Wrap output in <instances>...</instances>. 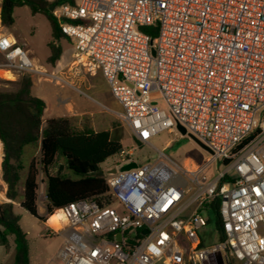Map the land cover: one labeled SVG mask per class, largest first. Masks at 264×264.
<instances>
[{"label":"built area","instance_id":"1","mask_svg":"<svg viewBox=\"0 0 264 264\" xmlns=\"http://www.w3.org/2000/svg\"><path fill=\"white\" fill-rule=\"evenodd\" d=\"M53 5L73 46L66 71L48 72L1 24L0 69L86 97L72 78L100 72L121 108L116 118L137 142L162 130L180 135V125L210 150L203 163L179 165L159 151L157 160L138 165L133 149L121 148L119 166L102 172L110 204L70 202L53 211L57 227L46 218L43 236L62 238L54 264H202L214 254L222 264H264V0ZM129 162L136 167L119 169ZM216 199L221 241L205 215Z\"/></svg>","mask_w":264,"mask_h":264},{"label":"trees","instance_id":"2","mask_svg":"<svg viewBox=\"0 0 264 264\" xmlns=\"http://www.w3.org/2000/svg\"><path fill=\"white\" fill-rule=\"evenodd\" d=\"M74 1L0 0V24L10 27L14 9L21 6H27L32 14H42L49 22L52 38L47 44L46 62L54 65L61 54L57 42L67 38L48 7ZM145 30L154 37L155 27ZM16 84L14 90H0V168L8 200L0 203V247L13 246L10 264H29L28 240L13 211L15 203L40 222L70 202L93 199L99 206L110 204L112 199L102 177L101 165L122 146L113 136V129L94 131L88 119L78 125L72 124L67 116L44 119L45 102L32 94L31 75L22 74ZM23 170L25 174L21 179ZM39 175L45 183V217L38 214ZM218 204V199L210 203L205 215L207 224L213 227L217 240L221 241L225 236Z\"/></svg>","mask_w":264,"mask_h":264},{"label":"rangeland","instance_id":"3","mask_svg":"<svg viewBox=\"0 0 264 264\" xmlns=\"http://www.w3.org/2000/svg\"><path fill=\"white\" fill-rule=\"evenodd\" d=\"M13 18V24L8 28L4 27L3 31L9 32L13 36L17 46L26 50L48 72L58 73L60 71H66L73 51L71 42L64 38L57 42L61 48V54L54 65H50L46 62V58L49 55L47 44L52 39L48 20L40 13L32 14L27 6L15 8ZM3 60V56L0 54V62H3ZM31 79L34 82L31 90L37 96L42 97L45 102L44 119L60 115L64 111L62 103L60 102L61 100L53 97L54 92L61 93L65 97L70 98L71 101H76L77 99L85 100L89 113L88 116L93 122L101 118L103 125H107L111 116L116 117V113L111 110V107L120 109V106L110 93L106 80L100 72L93 74L83 73L72 78V85L82 90L92 99L80 94L76 89L66 84L55 85L44 79L39 80L37 75H33ZM16 87L17 84L15 82L8 83L2 80L0 81V90H14ZM151 97L158 98L159 95L158 93H152ZM69 118L72 124L78 125V120L75 117L69 116ZM113 136L119 139L122 148L133 149L132 158L138 165L157 160L159 151H162L168 158L179 165H182L186 160L194 163H203L208 157V152L201 149L190 138L180 136L176 131L162 130L150 137L146 142H137L131 135L130 130L117 119L113 126ZM117 158V154L109 157L101 165L102 171L106 167L114 164ZM114 166L119 165L115 163ZM210 169L214 176L217 172V164L214 163ZM24 174L25 170L21 172V179H23ZM38 180L43 182L42 175H39ZM45 206V194L39 186L37 207L43 217L46 216ZM13 211L19 218L18 223L20 228L26 233L29 247V264H54L52 259L62 243L61 236L56 234L43 236L46 232L45 221L40 222L24 209L20 208L17 203H15ZM207 230H213V227L209 225ZM214 239L215 233H213L212 238H206V243L210 244ZM9 248L4 249L5 252L0 258V264H10L12 262L13 248L11 253L9 252ZM231 263L242 264L235 260H231ZM204 264H213V257H209Z\"/></svg>","mask_w":264,"mask_h":264},{"label":"crops","instance_id":"4","mask_svg":"<svg viewBox=\"0 0 264 264\" xmlns=\"http://www.w3.org/2000/svg\"><path fill=\"white\" fill-rule=\"evenodd\" d=\"M14 78H15V80H13ZM18 79L19 78H17L11 72H8L7 70H4V69H0V81L2 80L4 82H8V83H14L15 82V84H16V81ZM32 83L34 85L33 80H32ZM32 94L36 95L35 93H33V91H32ZM38 97H40V96H38ZM53 97H56L57 100H61L60 102L62 103V106L64 108L63 113H61L60 115H56L54 117L73 116L76 118V120H78V124H80L83 119H88L90 121L91 128L94 131H101V130H109L110 131L113 129V126L115 125V121L117 120V118L115 116L110 117L107 125L106 124L103 125L101 118H99L98 120L93 122L92 119L88 116L89 113L87 111V104H86L85 100L77 99L76 101H71L70 98L65 97L64 95H62L61 93H58V92H54ZM40 98H42V97H40ZM111 110H113L115 113H118L121 111V108L117 109V108L111 107ZM1 157H2V149H1V144H0V161H1ZM39 186H40L42 192L44 193L45 183L42 182V185H39ZM6 201H8V200L5 198V184L2 181L1 168H0V203L6 202ZM38 214L40 216H42V214L39 211V208H38ZM12 248H13V246L10 245V248H9L10 253L12 251ZM4 252H5L4 248L0 247V258L4 254ZM236 262H238V261H236ZM238 263H240V262H238ZM230 264H232V263L230 262Z\"/></svg>","mask_w":264,"mask_h":264},{"label":"water","instance_id":"5","mask_svg":"<svg viewBox=\"0 0 264 264\" xmlns=\"http://www.w3.org/2000/svg\"><path fill=\"white\" fill-rule=\"evenodd\" d=\"M53 8H54V5L52 4V5H50L49 7H48V10L51 12L52 10H53ZM151 53H152V55H154V49H151ZM176 128H177V130H178V132L180 133V135L182 136V137H188V138H190L191 140H193L201 149H203L204 151H206V152H210V150L205 146V144H203L200 140H198L195 136H193L192 134H186V132H185V129L182 127V126H180V125H177L176 126ZM136 167V163L135 162H129V163H127V164H124V165H122L119 169L121 170V171H123V170H127V169H130V168H135ZM111 172L112 173H114L115 172V170L114 169H112L111 170ZM142 233H146V230L144 229V230H142ZM120 234H116L115 235V239H120Z\"/></svg>","mask_w":264,"mask_h":264},{"label":"bare ground","instance_id":"6","mask_svg":"<svg viewBox=\"0 0 264 264\" xmlns=\"http://www.w3.org/2000/svg\"><path fill=\"white\" fill-rule=\"evenodd\" d=\"M59 215V213L52 214L49 218H47L48 220L46 223L53 227H57Z\"/></svg>","mask_w":264,"mask_h":264},{"label":"flooded vegetation","instance_id":"7","mask_svg":"<svg viewBox=\"0 0 264 264\" xmlns=\"http://www.w3.org/2000/svg\"><path fill=\"white\" fill-rule=\"evenodd\" d=\"M211 257H213V264H222V261H221L219 254H214Z\"/></svg>","mask_w":264,"mask_h":264}]
</instances>
